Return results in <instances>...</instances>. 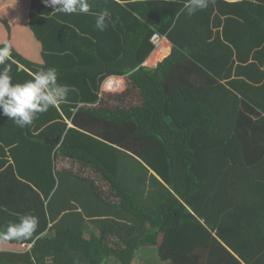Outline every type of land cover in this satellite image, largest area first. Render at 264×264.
<instances>
[{"label":"trees","instance_id":"1","mask_svg":"<svg viewBox=\"0 0 264 264\" xmlns=\"http://www.w3.org/2000/svg\"><path fill=\"white\" fill-rule=\"evenodd\" d=\"M119 1L138 18L133 31L111 4L90 3V12L111 13L122 38L113 61L73 30H58L79 54L58 75L118 72L126 86L80 107L63 142L18 140L28 163L0 172V233L25 214L38 223L27 237L0 235V243L27 245L0 251V264H135L147 248L160 264H264V0L218 3L227 6L221 15L244 19L243 31L218 34L213 49L188 42L197 49L186 50L191 58L178 2ZM154 35L174 49L149 68ZM12 57L31 73L48 68ZM81 134L131 155L112 172L84 142L74 146Z\"/></svg>","mask_w":264,"mask_h":264},{"label":"crops","instance_id":"2","mask_svg":"<svg viewBox=\"0 0 264 264\" xmlns=\"http://www.w3.org/2000/svg\"><path fill=\"white\" fill-rule=\"evenodd\" d=\"M96 1L111 4L125 27L129 31L136 29L138 18L131 15L124 8L121 1L89 0V3ZM109 1H112V3ZM163 1L178 2L181 11L179 15L184 14L183 26L186 34L182 35L180 40L186 53V50L193 53L197 51L188 42H205L207 49H213V42L218 34L230 32L233 37L238 31H243L244 19L242 20L238 15H221L222 12L227 10V6L223 8V11L222 6L218 5V3L233 4L238 0H210L207 8L195 12L193 15H188L186 11H182L186 0ZM52 11L53 9L46 6L43 0H0V47H3L5 43L10 44L12 52L34 64L56 69L68 68L70 67L69 61L79 54L72 44L59 37L58 30L65 28L76 32L84 44L95 46L100 57L106 61H113L121 54L122 38L115 30L112 22L108 24L104 31H100L95 27L96 17L94 12L63 14L52 13ZM227 20H230V22L227 23ZM189 33H192V35ZM173 49L174 43L167 37H162L160 47L150 55L144 65L149 68H156L172 55ZM30 51L33 57L29 54ZM12 52L10 61L6 63L11 65L13 83H23L31 79L33 73L16 61L12 57ZM217 55L216 52L212 54L213 60L217 58ZM200 56H203V54H200ZM187 57L191 58L189 54ZM241 57H244V55H241ZM3 67L4 65H0V70H3ZM58 82L74 86L76 91L69 93L66 103L38 114L31 125L20 128L13 120L0 115V172L9 164H14L18 171L21 169L20 167L28 163L27 157L21 156V152L18 150V140L27 137L52 143L54 141L63 142L68 132L74 128L73 119L80 107H95L99 104L102 95L107 94V92L119 94L126 86V78L118 72L102 73L94 77L85 73L58 75ZM76 140L84 142L83 149L98 159L104 167L108 159L111 162L106 165L108 169L112 172L119 171L118 168L125 160L122 155L127 152L117 147H110L102 140L88 134H81V137L73 138L74 146L77 144ZM116 151H118V154ZM131 157L147 167L139 158L134 155ZM113 162L115 163L113 164ZM64 165L65 162H61L60 168L63 169ZM148 171L150 174L158 176L152 169L148 168ZM81 213H84L82 209ZM257 213L264 214V208L258 209ZM155 259H157V256Z\"/></svg>","mask_w":264,"mask_h":264},{"label":"clouds","instance_id":"3","mask_svg":"<svg viewBox=\"0 0 264 264\" xmlns=\"http://www.w3.org/2000/svg\"><path fill=\"white\" fill-rule=\"evenodd\" d=\"M43 3L53 9L52 13L87 14L91 5L89 0H43ZM210 0H186L182 11L193 15L208 7ZM95 27L104 31L111 22V13L103 9L94 14ZM11 45L5 43L0 47V115L8 117L20 128L33 123L38 114L47 112L50 108L67 102L70 92H75L74 86L58 82V70L54 67L42 68L32 74L31 79L23 83H13L11 65L6 63L11 59ZM35 216L25 214L18 222H10L0 235L7 238H22L30 236L37 227Z\"/></svg>","mask_w":264,"mask_h":264},{"label":"rangeland","instance_id":"4","mask_svg":"<svg viewBox=\"0 0 264 264\" xmlns=\"http://www.w3.org/2000/svg\"><path fill=\"white\" fill-rule=\"evenodd\" d=\"M29 54L32 56V52L30 51ZM33 57V56H32ZM109 150V149H107ZM115 162H113L114 164ZM108 165V164H107ZM73 166L68 162H65L64 169L72 168ZM92 228V225H90ZM27 245L23 244H9V243H0V251H21L25 250ZM157 256L156 250L154 248L140 250L136 254V262L135 264H160L156 261L155 257Z\"/></svg>","mask_w":264,"mask_h":264},{"label":"built area","instance_id":"5","mask_svg":"<svg viewBox=\"0 0 264 264\" xmlns=\"http://www.w3.org/2000/svg\"><path fill=\"white\" fill-rule=\"evenodd\" d=\"M152 43L156 48H159L162 43V37L159 35H154V37L152 38Z\"/></svg>","mask_w":264,"mask_h":264},{"label":"water","instance_id":"6","mask_svg":"<svg viewBox=\"0 0 264 264\" xmlns=\"http://www.w3.org/2000/svg\"><path fill=\"white\" fill-rule=\"evenodd\" d=\"M54 142H57V143H58V141H54ZM23 244H24V242L21 241V242H20V245H23Z\"/></svg>","mask_w":264,"mask_h":264}]
</instances>
